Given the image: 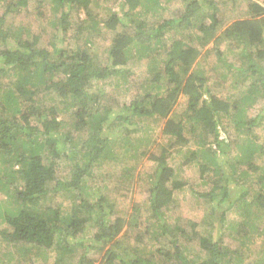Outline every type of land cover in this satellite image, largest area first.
Wrapping results in <instances>:
<instances>
[{"label":"trees","instance_id":"1","mask_svg":"<svg viewBox=\"0 0 264 264\" xmlns=\"http://www.w3.org/2000/svg\"><path fill=\"white\" fill-rule=\"evenodd\" d=\"M99 1L0 0V264H251V241L264 245V145L253 137L264 115L247 113L264 98V0H179L170 15L172 0H111L103 16ZM23 12L34 15L12 28ZM47 25L53 38L41 48ZM70 31L74 46L64 45ZM109 81L112 91L128 85L129 98L108 93ZM119 148L131 160L149 155L141 191L157 247L130 238L139 204L120 216L126 194L93 186ZM67 159L71 174L59 180ZM193 164L210 185L194 191L209 204L201 222L167 215L188 185L181 167ZM135 169L123 167L119 182ZM231 180L243 190L230 202ZM60 193L67 213L51 204Z\"/></svg>","mask_w":264,"mask_h":264},{"label":"rangeland","instance_id":"2","mask_svg":"<svg viewBox=\"0 0 264 264\" xmlns=\"http://www.w3.org/2000/svg\"><path fill=\"white\" fill-rule=\"evenodd\" d=\"M15 1V0H13ZM30 4H29V8L30 5L32 3V1L34 0H29ZM49 3V7H50V13H51V17H59L61 15V12H55L52 9V2L50 3V1H47ZM46 2V3H47ZM111 3V0H100L99 1V8H94L93 13L96 15H106L107 13V5H109ZM180 1L179 0H172L170 3L167 4V7L170 8V10L167 12V14H171L172 12L176 11L177 8H180ZM1 12V11H0ZM32 17L34 14L33 12L30 13ZM49 15V14H48ZM168 15V16H169ZM50 16V15H49ZM30 17H28V13L27 15L23 12L20 15H18L15 19H9L10 22H12V28H17L19 25H21L22 23H24L27 20H30ZM51 28L47 25L45 26V32L43 34L42 40L39 43V47H49V44L52 41L53 36L51 35ZM195 33V31H194ZM198 33V32H197ZM70 37V38H69ZM69 40H67L64 45H67L68 43L70 45H76V39H75V35L73 33V31H70L69 36H68ZM83 38V37H82ZM58 46H62L60 42L57 43ZM105 55H103L102 57L104 58ZM137 79L139 80L140 78H138L140 76V74H137ZM115 82L113 81H109L106 83L105 86V90L108 93H114L115 90H117L116 92L121 93L122 95H120L123 99V101L127 100L129 98L128 94L125 93V91H123L122 88H126L128 85H123L122 88L119 89H115L112 91V89H114ZM136 91V89L134 88L131 92ZM233 90H231V88H227L225 90V95H233L232 94ZM236 92V91H235ZM124 93V94H123ZM224 97L225 95L222 94ZM237 98V94L234 93V99ZM247 113L250 117H253L255 115H257L258 113H262V115H264V98L259 99L256 104H254V106H252L249 110H247ZM231 137L233 139H235L237 136V132L233 129V127H231V129L229 130ZM253 137H258V141H260L263 145H264V120L261 122V124L254 130L253 133ZM155 152H159V150L153 148ZM233 153H231V155L227 156V159H231L233 157V155H236L237 151L234 150L232 151ZM116 155L119 160H107V163H105L106 165L102 164L101 167L99 169H95V179L96 182H94L93 186L96 187H102L105 188V191H107V193H114V196H118L121 193L122 194H126V199H119L116 203V210L118 215L120 216H126L127 214H129L130 210H131V206H133L134 204H139L140 208H141V217H140V222H139V228H135L134 230L130 231V238H134L137 234L143 236L145 238L144 242L146 245L153 246L155 245V247H157L156 243L149 239V234H147V230L149 229V233L150 232V226L151 223H153V221H151V219L149 218V209L146 206V201H145V196L143 191H141L142 187H144L146 184V181L149 177L150 174V170L152 169L151 167V162L149 161V155H146L144 157H140L138 159H130V155L129 156H125L123 155L121 149H115ZM122 157V159L120 160V158ZM69 159L65 160L64 163H62V165L60 166V169L58 171L57 174V178L59 180H66L69 178L70 174H71V170H72V166H73V162L68 161ZM69 162V163H68ZM181 162V160L178 158L177 160H175V163L173 164L175 166V169H177L179 167V163ZM259 162L262 163V165H264V155H262V157L259 158ZM258 162V163H259ZM125 163V164H124ZM177 166V167H176ZM123 167H135V172L132 176L131 181L128 180L127 182L123 183L124 181H122L120 178L117 179L118 177H120V175H122L121 169ZM227 168V167H226ZM243 167L241 166L239 169H242ZM103 173H106L108 176H104ZM179 173V172H178ZM180 175L182 179H186L188 181V185L184 187V189L181 192L175 193L174 195V200L171 206V210L167 213L168 216H172V218H176L177 216H182L184 218H188L190 220L196 221V222H201L202 218L204 216V213L208 210L209 208V204L201 197L197 196V193L195 192H199V193H203L204 191H208L210 185L209 184H205L200 178H199V174H198V169L196 167L195 164L190 165V166H184L181 167L180 169ZM128 183H131V185H128ZM229 188H230V198L229 201H235L237 199V195L238 192L242 189V184L238 183L235 184L233 182V180L228 182ZM95 187H92V189ZM195 191V192H194ZM54 200L51 201V204H60L62 205V211L64 213H67V209L70 206V201L68 199V197L66 196V194L64 193H60L58 194L55 198H53ZM0 200L1 202H5V196L0 194ZM234 216L231 215L229 218V221L234 220ZM169 223H173L171 221H168ZM201 229L203 231H207L210 228L208 226H202ZM126 229L123 230V232L119 235V238L121 236V238H124L123 233ZM91 234H92V229L91 227H87L85 233H84V237L83 240L86 241V243H90V238H91ZM125 240V239H124ZM128 240V239H127ZM134 241L132 240V243ZM254 244L251 245L253 251H255V253H253L252 259L247 260V262H255L257 259L262 258L264 256V245H263V240H261V238L257 237L255 238L253 241ZM188 253H186L189 257H196V255L198 254L197 252V247L193 244L191 245L189 248ZM10 250V249H9ZM6 250L5 248H1L0 249V256H2V253H4ZM79 251V250H76ZM77 253V252H76ZM56 255L52 254L50 256V263H52L55 260ZM88 257H93L92 254H90ZM95 262L94 264H100V257L94 258ZM246 264V262H245Z\"/></svg>","mask_w":264,"mask_h":264}]
</instances>
